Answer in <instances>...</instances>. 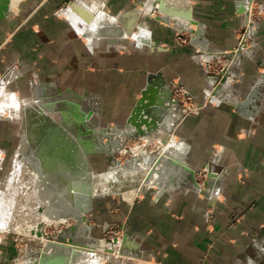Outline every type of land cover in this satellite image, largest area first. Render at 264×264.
Masks as SVG:
<instances>
[{
    "label": "crops",
    "instance_id": "crops-1",
    "mask_svg": "<svg viewBox=\"0 0 264 264\" xmlns=\"http://www.w3.org/2000/svg\"><path fill=\"white\" fill-rule=\"evenodd\" d=\"M39 1L21 3L22 8H39V14L32 12L31 18L25 20L20 15L12 16L0 22V75L10 63L32 66L33 74L48 81V94L43 93L48 103H55L54 94L51 96L49 90L58 88V82L53 80L60 78L67 89L63 91L66 96L71 95L69 90L73 88L98 97L105 117L120 126L135 109L149 73L156 75V83L181 76L193 93L201 92L204 73L191 58L190 51L167 46L174 43L172 29L163 25L156 29L157 24L148 18L155 33V52L93 53L98 36L88 41L91 45L86 47L79 39L73 41L66 22L52 15L65 0ZM106 1L114 12L119 11L120 6L113 5L118 0ZM257 1L263 10L264 0ZM157 2L120 0L121 7L127 10L141 3L149 9ZM244 2L168 0V3L163 2L165 9L161 10V16L170 15V18L160 20L167 23L174 20V24L179 25L180 18L181 23L201 25L199 33L194 34L199 48L205 44V51L227 49L236 44L237 29L248 19ZM76 5L85 8L77 2L69 9L74 10ZM186 13H190L191 21L184 18ZM138 14L134 10L123 18ZM262 17L256 25L257 45L249 51L256 59H246L240 75L243 86L240 92L244 94L249 89L245 97L239 98V89L235 90L230 78L218 90L225 98L222 104L209 105L199 113L188 115L177 127L175 143L182 149L179 143L186 142L191 151L186 164L179 163L169 171L171 174L166 180L170 184L165 191L161 188L157 193L147 194L133 205L112 202L111 206H106V210H111L112 220L120 222L146 251L145 257L150 263L140 264H264L261 249L264 244V15ZM27 19L32 26L29 22L24 24ZM114 19L111 16V20L116 21ZM36 23L41 32L38 26H33ZM112 23L118 26L117 21ZM148 34L151 44L149 30ZM129 37L138 46L143 45L142 39H147L139 34ZM248 69L250 74L259 77L252 83L247 82ZM158 73L162 75L159 77ZM74 75L78 78L72 83ZM38 82L31 84L35 91L44 86ZM20 84L23 85L19 82L18 87ZM154 89L157 93L156 86ZM66 101L74 102L71 97ZM203 168L208 174L199 180L195 172Z\"/></svg>",
    "mask_w": 264,
    "mask_h": 264
},
{
    "label": "rangeland",
    "instance_id": "rangeland-1",
    "mask_svg": "<svg viewBox=\"0 0 264 264\" xmlns=\"http://www.w3.org/2000/svg\"><path fill=\"white\" fill-rule=\"evenodd\" d=\"M23 1L19 0L15 8L9 9L10 7H8L10 12L1 17L0 22L12 16L20 15L23 16L21 19L25 20L31 18L29 16L32 12L35 15L39 14L37 7L22 8L21 3ZM33 1L37 4L38 0ZM42 1L40 0L39 3ZM93 1L99 3V7L107 11L113 18L119 19L118 30L97 37V44L93 45V53L107 51L116 53L126 51H132V53L138 51L155 52V33L148 20L151 18L150 20L157 24L156 29L163 25L167 27L166 29L173 30L174 43L173 45L167 43V46L171 49L184 48V50L190 51L191 58L200 65L204 73V86L200 93H193L188 84L181 79V76L162 79L160 83H156L158 82L154 80L156 75L149 73L147 85L141 92L135 109L129 118L118 126L105 117L102 102H99L98 97L73 88L69 90L71 95L67 93L68 97L63 93L67 89L62 86L63 81L59 78L53 80L58 82V88L49 90L50 95L54 94L55 103H48L47 96H44L48 92V81L45 78L33 74L35 71L30 65L19 62L7 65V69L0 75V191L7 187L6 182H8L9 177L14 176L21 180L15 185L16 191H18L15 192L18 197L16 200H18L17 207H13L14 213L10 225H8V229H0V264H57V262L51 261L53 258H47L48 256L54 257V259L55 256H59L56 258L59 260V264H70V261L72 262L74 259H72L73 251L67 252L66 248L69 245L72 249H82L102 259L95 264H140L145 261V263H150V259L145 257L144 248L138 244L134 237L129 235L120 222L112 220L111 210H106V206H111L112 202L133 205L147 194L157 193L161 188H164L162 190L165 191L170 184L166 180L167 176L171 174L169 171L178 167L179 163L181 165L186 164L191 151V147L189 148V144L186 142L179 143L183 150L179 149L178 144L175 143L177 127L183 123L188 115L199 113L209 105L222 104L225 98L218 94V90L230 78L235 82H233L235 90L239 89L237 90L239 92L241 89L243 90V86L241 87L240 84V75L245 66V61L248 58L256 59L254 54H249V51L254 50L257 45L255 40V34L258 32L256 25L264 15V9H261L257 0L251 4V14L247 8L248 0L244 2L243 6L246 7L248 19L237 29L236 44L231 48L210 51H205V44L199 48V44L194 38V34L201 30V25L192 26L194 23L187 21L181 23L180 18L179 25H175L174 20L167 23L157 18L156 15L162 14V9L159 10L162 2H159L157 7H153L151 11L150 7L148 9L142 3V5H133L127 10V7H121L120 0H118L113 5L120 6V9L114 12L110 2L108 3L106 0H65L54 9L52 15L66 22L69 27L68 34L73 41L80 40L86 47H90L91 44L84 36V29L76 27L64 15L65 11H70V6L77 2L84 5L85 9H89ZM145 9H148V12ZM134 10L138 11L139 14L131 15L128 19L123 18V15ZM176 13L174 15L178 19ZM184 18L191 21L190 13L184 14ZM127 20H131V22L128 23ZM28 22L32 26L30 19H27L24 24L27 25ZM127 23L131 26H128ZM134 24L136 25L135 28L132 27ZM113 25L116 24L113 23ZM33 26H38L39 31H42L38 23ZM148 30L152 39L151 44L148 42ZM137 33L141 37L142 35L147 37V39L145 38L147 41H141L143 42L142 46H138L134 43L135 40L129 37V35L133 36ZM191 48H193L192 51ZM248 73L250 78L247 82L252 83L256 78H259L258 75L255 77V73L250 74L249 69ZM160 75L162 74L158 73L159 77ZM77 78L78 76L74 75L72 83L74 80L77 81ZM19 82L23 84H20V87L17 85ZM37 82L42 83L44 86L41 88L44 89H36L35 91L32 85L37 84ZM154 86L157 88V93L154 91ZM247 90L249 91V89ZM253 90L255 91L254 88ZM39 93L44 97L39 96ZM246 93L240 92L239 98L245 97ZM157 94H160V97L157 98ZM81 96H83L82 99H80ZM70 97L74 102L66 101ZM199 98L200 100H198ZM27 104L31 107L42 106L44 111L56 120L59 119L60 123L64 121L67 125L69 124V131L74 135L71 141L76 142L77 147L83 149V154L89 150L85 157L91 169L87 175L83 171L82 174H79L81 180L85 182V188L82 189L85 191L81 193L84 204L81 206L80 215L62 213L56 214L50 219L44 218L43 215H37L36 210L43 212L46 206L45 202L38 205L30 197L34 189L33 185L28 184L32 177L31 168L37 162L40 163L39 158L32 155L31 150L28 153V163L24 162L27 164L25 174L20 176L19 171L18 174L15 173L20 144L27 134L26 131H28L25 125ZM140 105V110H137L136 108ZM35 111L31 110V113L29 111L31 117H39L34 113ZM88 129L91 132L84 137L85 139L75 136L80 131ZM160 131L163 132L162 135L159 134ZM175 155L176 157H174ZM31 159H36V163ZM175 159H177L176 162ZM78 162L76 161L75 165L77 164L79 167ZM93 173L105 176L103 181L109 183L114 191H108V185H106L105 190H102L100 185L102 178L96 181L92 176ZM207 174L208 171L205 168L195 172V176L199 180L206 177ZM75 178H78L77 175ZM24 180L25 184H23ZM34 227L35 229L38 228L36 232ZM100 243L103 248L92 246V244ZM88 248H92V250ZM82 256L84 258L87 255ZM73 263H76V259Z\"/></svg>",
    "mask_w": 264,
    "mask_h": 264
},
{
    "label": "bare ground",
    "instance_id": "bare-ground-1",
    "mask_svg": "<svg viewBox=\"0 0 264 264\" xmlns=\"http://www.w3.org/2000/svg\"><path fill=\"white\" fill-rule=\"evenodd\" d=\"M18 1L19 0H10L9 1V7H10L9 9H11V3H12V7L14 8V7H16ZM157 1L158 2L155 3V5L150 8V11L153 9V7H157L159 2H162V3H160L161 6H160L159 10L165 9V7L163 5L164 1H166L168 3V0H160V1L157 0ZM73 8H75V9L70 10L71 12L65 11L64 16L71 23H73L76 27L83 28L84 29V36H86V38L90 42L94 41V39H93L94 36L111 34L114 30H118L117 26H113L112 22H116V21L118 22L119 19H114L116 21L111 20V16L108 15V13L105 10L100 8L99 4L96 2L93 3L91 5L90 9H88V10L83 8V7H80L79 5H76ZM7 12L9 13L10 10H7ZM157 17L159 19H165L166 20V19L170 18V15H164V16L163 15L162 16L157 15ZM86 20L89 22L86 23ZM122 20H124V19H122ZM133 36L138 37V34L137 35L135 34ZM142 37H145V36H142ZM31 110L39 111L40 117H38V118L34 117L33 118L36 120H33V119L31 120V117H27V113H29V111L31 113ZM25 112H26L25 125H26V128L28 131H26L27 134H26V136H24V138L20 144L18 160H17L16 166H15V173L18 174V171H19L20 176L25 174V169L27 167L26 163H28V158H29L28 153L30 150L33 152L32 155H34L36 158H39L38 161L40 163H38V162L36 163L35 162L36 159L35 160L31 159L36 164L34 166H32V168H31V172H32L31 176L32 177H31L30 182H28V184H30L31 186L33 185V188H34L32 190L33 192L30 194V197L35 202H37L38 205L41 204V202L42 203L45 202L46 209H44L43 212L36 210L37 215H43L44 218H47V219H50L54 215L56 216V214L60 215L62 213H64V214L72 213L74 215L75 214L80 215L79 212H82L81 206L84 204V201H83L84 199H83V196L81 193H82V191H85V190H82L85 188V182L81 180L79 174H82V172L78 171V165L77 164L75 165V162L79 161L78 163L81 166L83 164L82 161L79 158L74 163H69V162L64 163L63 158H60L61 159L60 160L58 157V155H62V153L61 152H58V154L56 153V150H55V147H57L56 145H54V144L52 145V147L54 148L52 151L51 150L46 151L45 147H43V149H42L41 146H38V144L40 145L39 142H41V141L44 142V145H47V143L50 144L51 142H49L50 141L49 137H45L43 140L38 142L37 133L35 132V130L29 131V129H30L32 124L34 125V124L39 123L41 121H44L46 119V120H48V124L53 125L55 127H58L59 133L62 136H64L66 140H71L74 135L70 131H68V129L64 125H62V123L59 122L60 121L59 119L56 120V118H54L52 115H50L46 111H44L42 107H36V106L31 107L30 105L27 104L26 108H25ZM147 112H149V110H147ZM77 149L83 150L80 147H77ZM84 157H85V155H84ZM174 157H176V155ZM47 159L48 160L50 159V161H52V160L55 161V159H56L58 161L59 165L54 166V164L50 163V162H49V165H47V163H44L45 160H47ZM176 160L177 159H175L174 161L176 162ZM61 161H63V165H62ZM24 162H26V163H24ZM85 163H86V165L89 164L88 161H86ZM82 167H84V166H82ZM88 167H89V165H88ZM133 174H135V173H133ZM155 174L157 175L158 173H155ZM76 175L78 178H75ZM92 176L94 177V179L96 181L99 178H102V183H100L102 190H105L107 188L106 185H108V187H109L108 191L113 190V188L111 187V185H109V183L107 184L106 182L103 181V177L105 179V176H101V174L99 175L96 173H93ZM115 179H116V177H115ZM20 180L16 179L14 176L9 177L8 182H6L7 187L2 188L0 191V229H6L8 227V225H10L11 217L13 216V213H14L13 207L14 206L17 207L16 203L18 200V199L16 200V198H18V197L15 194V192H18V191H16L15 185L17 183H19L18 181H20ZM23 184H25V180H24ZM96 187H97V185H96ZM7 188H8V190H7ZM32 203H33V201H32ZM38 217H40V216H38ZM37 227H39V226H37ZM37 229H35V227H34L35 232L37 231ZM48 246H50V244H48ZM92 246L103 248L101 243L97 244V245L92 244ZM66 249H67V252L73 251L72 252L73 258L72 259H74V260L72 262L70 261V264H74L73 262L75 261V259H76L75 264H95L98 261H102V259H99L97 257V255H95L91 252L88 253L82 249L78 250V248H77V250H75L74 248L72 249L71 245H69L68 248H66ZM88 249L92 250V248H88ZM63 250H64V247H63ZM82 255H87V256H85L86 258L85 257L83 258ZM58 257L55 256V259H54V257L48 256L47 258H49V259L53 258V260L51 259V261L57 262V264H59L58 263L59 260L56 259Z\"/></svg>",
    "mask_w": 264,
    "mask_h": 264
},
{
    "label": "water",
    "instance_id": "water-1",
    "mask_svg": "<svg viewBox=\"0 0 264 264\" xmlns=\"http://www.w3.org/2000/svg\"><path fill=\"white\" fill-rule=\"evenodd\" d=\"M9 1L10 0H0V18L8 13L7 10L9 7ZM140 108H141V105L138 106L136 109L140 110ZM34 113H36L40 117L39 111H35ZM27 117H31V114L27 113ZM33 118L34 117H31V120ZM36 118H38V117H36ZM33 120H36V119H33ZM62 125L67 127L68 131L70 130L69 126L64 121L62 122ZM34 130L37 133L38 142L43 140L45 137L50 138V141H49V142H51L50 144L47 143V145H44V142L41 141V142H39L40 145L38 144V146H41L42 149H43V147H45L46 151L47 150L52 151L54 149L52 147V145L53 144L56 145L57 146V147H55L56 153L57 154H58V152L62 153V155H58V157H59V159L63 158L64 163H66V162L74 163L77 159L80 158V160L82 161L83 164L78 167V171L79 172L83 171L87 175L88 171H90L89 169H91V166H90V164H88L90 166V168H89L88 165H86L85 162L87 161V159L84 157V155L87 156L89 153V150L86 151V154H83L82 150L77 149L76 142L71 141V140H69V141L66 140L65 137L59 133L58 127H55L53 125L48 124V120H46V119L44 121H41V122L36 123L34 125L32 124L29 131H34ZM90 132H91L90 129L85 130V131H80V133H78L75 136H78V137L85 139L84 137L89 135ZM85 141H87V140H85ZM88 142H90V141H88ZM49 162L53 163L54 166L59 165V163L56 159H55V161H53V160L50 161V159L49 160L47 159V160H45L44 163H47V165H49ZM61 162L63 165V161H61ZM82 166H84V168H82Z\"/></svg>",
    "mask_w": 264,
    "mask_h": 264
},
{
    "label": "built area",
    "instance_id": "built-area-1",
    "mask_svg": "<svg viewBox=\"0 0 264 264\" xmlns=\"http://www.w3.org/2000/svg\"><path fill=\"white\" fill-rule=\"evenodd\" d=\"M248 2H250L249 5H248ZM248 2H247V8H248V10H249V14H251V7H252L251 4L254 2V0H248ZM261 249L264 251V244H263V246H262Z\"/></svg>",
    "mask_w": 264,
    "mask_h": 264
}]
</instances>
